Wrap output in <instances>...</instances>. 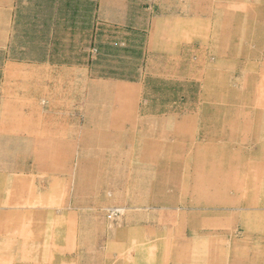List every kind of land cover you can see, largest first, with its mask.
I'll list each match as a JSON object with an SVG mask.
<instances>
[{"label":"rangeland","instance_id":"1","mask_svg":"<svg viewBox=\"0 0 264 264\" xmlns=\"http://www.w3.org/2000/svg\"><path fill=\"white\" fill-rule=\"evenodd\" d=\"M9 10L0 264H264V0Z\"/></svg>","mask_w":264,"mask_h":264},{"label":"crops","instance_id":"2","mask_svg":"<svg viewBox=\"0 0 264 264\" xmlns=\"http://www.w3.org/2000/svg\"><path fill=\"white\" fill-rule=\"evenodd\" d=\"M14 0H0V16L3 17L2 27L0 28V47L6 45L8 41V26L7 21H10V6H12ZM109 88V85L107 86ZM115 86H110V91L114 93ZM130 262V261H128ZM147 262V261H146ZM161 264H171L172 260L167 256H163L160 260ZM114 263V256L105 254L103 252H93L88 254L83 253L81 256L74 259V264H112Z\"/></svg>","mask_w":264,"mask_h":264},{"label":"bare ground","instance_id":"3","mask_svg":"<svg viewBox=\"0 0 264 264\" xmlns=\"http://www.w3.org/2000/svg\"><path fill=\"white\" fill-rule=\"evenodd\" d=\"M119 91H122V89L120 90V88L118 89ZM123 209V208H122ZM118 211V210H117Z\"/></svg>","mask_w":264,"mask_h":264}]
</instances>
